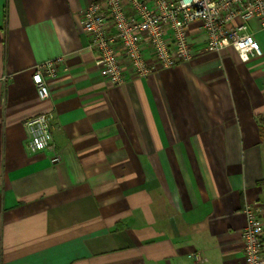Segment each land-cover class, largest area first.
<instances>
[{
	"label": "crops",
	"instance_id": "1",
	"mask_svg": "<svg viewBox=\"0 0 264 264\" xmlns=\"http://www.w3.org/2000/svg\"><path fill=\"white\" fill-rule=\"evenodd\" d=\"M102 0H0V264H244L247 203L264 221L263 56L206 52L124 84L100 74L82 13ZM63 67L41 99V61ZM53 114V149L25 121ZM200 258L191 257L196 253Z\"/></svg>",
	"mask_w": 264,
	"mask_h": 264
},
{
	"label": "built area",
	"instance_id": "2",
	"mask_svg": "<svg viewBox=\"0 0 264 264\" xmlns=\"http://www.w3.org/2000/svg\"><path fill=\"white\" fill-rule=\"evenodd\" d=\"M82 28L97 54L100 74L113 84H124L126 64L132 74L146 78L159 68L190 61L195 49L189 41L191 25L201 23L204 50L221 53L235 49L241 60L263 56L262 46L249 31L256 18L264 31V0H102L82 13ZM62 57L41 61L32 76L38 96L48 99L54 79L63 67ZM53 114L45 112L26 120L32 152L53 149ZM242 230L244 264H264V221L258 204L247 203ZM191 257L200 258L197 252Z\"/></svg>",
	"mask_w": 264,
	"mask_h": 264
}]
</instances>
